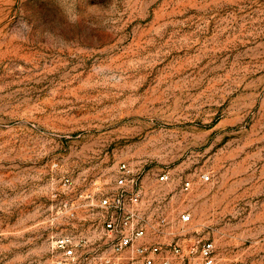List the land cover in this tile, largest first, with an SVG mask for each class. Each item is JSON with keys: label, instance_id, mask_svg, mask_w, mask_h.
Wrapping results in <instances>:
<instances>
[{"label": "rangeland", "instance_id": "374dc122", "mask_svg": "<svg viewBox=\"0 0 264 264\" xmlns=\"http://www.w3.org/2000/svg\"><path fill=\"white\" fill-rule=\"evenodd\" d=\"M121 162L154 264L198 238L264 264V0H0V264L116 257Z\"/></svg>", "mask_w": 264, "mask_h": 264}, {"label": "built area", "instance_id": "2783aa9c", "mask_svg": "<svg viewBox=\"0 0 264 264\" xmlns=\"http://www.w3.org/2000/svg\"><path fill=\"white\" fill-rule=\"evenodd\" d=\"M207 180L208 175H202ZM159 181L168 179V171L158 173ZM116 190L111 194L103 195L98 205L104 209L103 226L108 236L112 238V251L117 256L90 260L89 264H154L160 247L157 244L150 246L137 245L135 242L144 235V229L139 225L138 204L141 197V172L135 171L128 163L121 162L117 166L115 179ZM182 190L190 187L188 180L182 182ZM182 222L190 220V214L180 215ZM164 222V219H161ZM83 242L73 241L67 236L55 239L54 246L62 251L64 257H71ZM132 249L135 253L127 263H121L122 252ZM175 255L184 264H216L215 247L210 239L198 238L195 243L181 240L172 245ZM162 264H170L168 259H163Z\"/></svg>", "mask_w": 264, "mask_h": 264}, {"label": "bare ground", "instance_id": "6f19581e", "mask_svg": "<svg viewBox=\"0 0 264 264\" xmlns=\"http://www.w3.org/2000/svg\"><path fill=\"white\" fill-rule=\"evenodd\" d=\"M125 253V252H124Z\"/></svg>", "mask_w": 264, "mask_h": 264}]
</instances>
